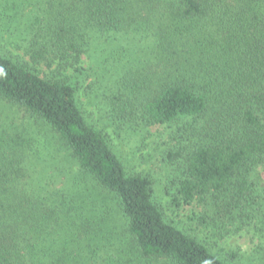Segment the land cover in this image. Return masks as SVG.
I'll return each instance as SVG.
<instances>
[{"label":"trees","instance_id":"1","mask_svg":"<svg viewBox=\"0 0 264 264\" xmlns=\"http://www.w3.org/2000/svg\"><path fill=\"white\" fill-rule=\"evenodd\" d=\"M91 72L122 124L176 125V203L213 198L264 264V0H0V264H232L90 123Z\"/></svg>","mask_w":264,"mask_h":264},{"label":"rangeland","instance_id":"2","mask_svg":"<svg viewBox=\"0 0 264 264\" xmlns=\"http://www.w3.org/2000/svg\"><path fill=\"white\" fill-rule=\"evenodd\" d=\"M42 74L50 75L45 65H41ZM104 81L92 73L78 90L77 101L88 114L89 121L102 130L108 138L113 151L120 156L130 173L142 174L152 181L153 200L158 205L164 219L186 234L205 243L214 253L232 264H258L256 251L259 235L247 231V224L241 226L228 218L223 206L211 212V197L207 200L196 198L191 204L176 203L175 184L180 176L179 160H170L167 153L171 150L176 134V125H156L144 127L139 119L122 124L113 114L111 97L116 90H105ZM182 169V168H181ZM264 223L259 227L264 233ZM118 249H111L99 264H117L122 260L126 264H171L160 260H143L135 256H118Z\"/></svg>","mask_w":264,"mask_h":264}]
</instances>
